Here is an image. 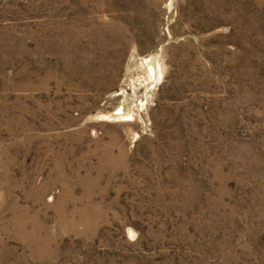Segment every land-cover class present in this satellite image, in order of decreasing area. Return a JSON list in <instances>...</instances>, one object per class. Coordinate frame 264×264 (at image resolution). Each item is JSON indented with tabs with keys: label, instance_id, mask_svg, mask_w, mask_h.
Returning <instances> with one entry per match:
<instances>
[{
	"label": "rangeland",
	"instance_id": "1",
	"mask_svg": "<svg viewBox=\"0 0 264 264\" xmlns=\"http://www.w3.org/2000/svg\"><path fill=\"white\" fill-rule=\"evenodd\" d=\"M0 264H264V0H0Z\"/></svg>",
	"mask_w": 264,
	"mask_h": 264
},
{
	"label": "bare ground",
	"instance_id": "2",
	"mask_svg": "<svg viewBox=\"0 0 264 264\" xmlns=\"http://www.w3.org/2000/svg\"><path fill=\"white\" fill-rule=\"evenodd\" d=\"M139 59V58H138ZM140 64L145 72L148 73L149 78L152 82L156 83L160 77L161 72L157 62V58L154 56H148L145 58H141ZM149 79V80H150ZM121 100L117 102L116 111L113 114L106 116L108 120H117V121H128L132 119L133 116V98H129L123 92L121 93Z\"/></svg>",
	"mask_w": 264,
	"mask_h": 264
}]
</instances>
